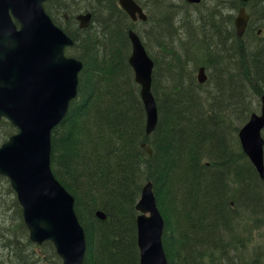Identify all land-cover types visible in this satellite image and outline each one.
Listing matches in <instances>:
<instances>
[{
  "label": "trees",
  "instance_id": "16d2710c",
  "mask_svg": "<svg viewBox=\"0 0 264 264\" xmlns=\"http://www.w3.org/2000/svg\"><path fill=\"white\" fill-rule=\"evenodd\" d=\"M136 1L146 7L142 0ZM153 1L161 4V13L154 17L149 12L150 29L142 28L140 33L154 62L151 90L158 120L150 134L145 133L146 114L140 88L128 63L131 44L127 32L137 27L138 22L128 17L117 0L44 3L52 20L73 38L74 44L66 53L83 62L77 95L66 116L51 131L50 151L51 170L72 195L75 214L84 230L83 264H139L135 204L147 181L152 182L157 207L164 217L162 243L169 264H195L197 252L214 244L221 230L231 232L230 242L236 243L239 226L250 230L256 224L264 225V184L256 197L260 207L253 215L262 216V220L241 217L237 214L239 208L231 206L223 194L213 193L214 183L203 169L215 167L212 158L205 154L210 147L216 161H222L231 152L234 169L246 164L243 172L255 171L237 150L238 130L264 95L258 77L250 78L247 71L258 66L264 68V36L256 32L251 35L249 43L255 54L250 58L244 56L246 51L241 46L245 36L261 27L255 17L256 0L247 3L209 0L201 2L202 6L183 0H173L171 4L169 0ZM251 3L249 27L238 37L233 27V11ZM81 12L92 14L86 28H80L75 18ZM144 35L153 42L147 44ZM149 46L156 47L158 55H152ZM203 52L209 58L208 62H202L209 70L205 68L207 80L213 76L218 86L222 83L221 89L224 78L245 70L242 77L251 95L240 111L218 112L208 102L203 108L202 101L207 96L200 93L202 85L195 78ZM177 66L185 71L183 79L163 78L168 68ZM10 128L9 122L0 121V143L10 135ZM143 142L151 147L152 155L141 148ZM235 152L239 156L238 165ZM232 164L233 160L228 165ZM240 177L235 183H241ZM0 181L13 192L4 176L0 175ZM13 203L19 232L2 219L0 212V264H60L51 242L37 245L29 240L16 197ZM98 210L105 214V219L96 216ZM243 211L240 208V214ZM263 261L262 254L255 253L252 259L240 256L226 264H263Z\"/></svg>",
  "mask_w": 264,
  "mask_h": 264
},
{
  "label": "water",
  "instance_id": "95a60500",
  "mask_svg": "<svg viewBox=\"0 0 264 264\" xmlns=\"http://www.w3.org/2000/svg\"><path fill=\"white\" fill-rule=\"evenodd\" d=\"M199 2L200 0H187ZM246 2L248 0H241ZM44 0H0V118L17 128L0 145V174L6 176L22 209L30 241H50L61 264H82L86 250L84 230L74 211V199L50 168L51 130L65 117L77 94L82 62L64 54L73 40L55 25L43 8ZM132 21L147 16L134 0H118ZM90 13L79 14L80 27L88 26ZM14 19L19 24L17 27ZM249 14L241 6L234 18L237 36L245 31ZM128 62L146 113L145 133L154 131L157 108L151 92L153 61L139 36L129 30ZM205 80L204 68L197 73ZM261 113H253L238 132L244 152L263 176L264 97ZM141 148L152 155L149 145ZM139 264H169L162 244L164 219L151 181L141 190L135 205ZM96 216L105 219L98 210Z\"/></svg>",
  "mask_w": 264,
  "mask_h": 264
},
{
  "label": "bare ground",
  "instance_id": "6f19581e",
  "mask_svg": "<svg viewBox=\"0 0 264 264\" xmlns=\"http://www.w3.org/2000/svg\"><path fill=\"white\" fill-rule=\"evenodd\" d=\"M208 1L201 0V2H205V3H207ZM258 1L259 0L255 1L254 9L260 19V22L264 23V18H261V17H264V4ZM117 4L119 7H121L118 1H117ZM142 4H144L148 9V16L145 20L147 27L144 29L149 30L150 24L149 22H147L148 17H149V12L154 17H157L158 15H160L161 4L156 3L153 0H146V2L145 0H142ZM166 4L168 3L166 2ZM169 4H171L170 0H169ZM198 5L202 6L203 3H199ZM178 17L182 21L180 16H176V18ZM172 28L173 29L176 28L175 24L172 25ZM234 44L235 43H233V45ZM241 46L243 49L245 48V51H246V53L244 54L245 57L250 58L252 54H255V48L253 46L251 47V44L249 42H246L244 40ZM208 61H209L208 55L206 54V52H203L202 58L199 61L201 63L197 65L196 67L197 71L195 74L197 83H199V85H202V88L200 89V93H202V95L207 96L202 101L203 108H205L204 106H207L205 102H208L209 107L216 108L218 112H223V110L230 111L231 109L240 111L243 108V105L250 101V95H251V90L246 88V82L243 80V77H242V72L245 70L242 69L241 70L242 72L235 73V74L229 75L228 77L224 78L225 79L224 88L221 89L220 87L222 83L218 86V82L213 76L209 79V82H208L207 80L208 73L205 75V80L203 82H200L198 80L197 73L200 67L204 69L206 68V70L209 72L206 65L202 64V62H208ZM247 71H248L250 78H254L256 76L258 77L261 88L264 90V68H261V66H258L256 67V69H247ZM162 76L163 78L168 79V80L178 81L185 77V71L178 66L172 67L171 69L168 68L163 73ZM134 80H135V77H134ZM151 82H152V76H151ZM253 113L257 114V112L255 111L251 112V114ZM157 120H158V112H157ZM244 124L245 123H243L240 126L239 131L242 129ZM262 129H264V126L262 127ZM238 142H239V146H240L242 153L245 155V157L249 161L248 164L255 171L242 174L243 168L245 167L246 164H242L240 168L234 169L235 160H234V155L231 152H229L222 161H216L214 159L212 148L210 147L205 149L206 151L205 154H207L209 157L212 158L215 164L214 165L215 167L214 168L204 167L203 169H204L206 176H208L209 179H211L214 183L213 193L223 194L224 195L223 197L230 203L231 206H236L239 208L237 211V214L241 215V217L242 216L244 217L252 216L253 218L258 219V221H261L262 216H259L257 214V217H255L253 215L256 212H258L257 207H260V203L258 202L256 197L261 192L263 184H264L262 182V178L264 177V170H263V176H260L259 172L255 168V165H253L249 156L244 152L239 137H238ZM236 155L237 154H235V158H236ZM232 160H233V164L228 165L229 162H231ZM263 161H264V157H263ZM239 162L240 161L236 158V164ZM203 163H207V161L204 160ZM241 174L243 175L242 179L240 177L241 183H235L236 179ZM244 202H248L250 204H245ZM240 208L244 209L243 213L241 214H240ZM239 215H237L238 220H240ZM231 216L233 218V214H231ZM228 217H229V214L227 215V218ZM254 229L255 228L252 227L250 228V230H248L247 227L245 228L244 226H239L237 229L236 238H238L239 241H241L242 236L245 235V233L252 232ZM220 233H221L220 237L214 241V244H208V246H205L203 248V252L198 251L199 248L201 249V246L196 248L195 252L198 251L197 252L198 256L195 258V264H226L231 261H236L237 258H239L240 256H246L245 245L230 242L231 232L227 230L226 231L221 230ZM249 240H251V237H249ZM261 249L263 252L262 257H264L263 247Z\"/></svg>",
  "mask_w": 264,
  "mask_h": 264
},
{
  "label": "rangeland",
  "instance_id": "374dc122",
  "mask_svg": "<svg viewBox=\"0 0 264 264\" xmlns=\"http://www.w3.org/2000/svg\"><path fill=\"white\" fill-rule=\"evenodd\" d=\"M206 1H208V0H206ZM145 2H146V0H145ZM171 2H172V0H171ZM182 2H185V1L183 0ZM182 2H180L178 4H182ZM258 2L264 4V0H259ZM252 4L253 3H251L250 5L247 6V10H250V6H252ZM254 4H255V2H254ZM146 10H147V8H146ZM173 11H174V9H173ZM236 13H237V9L233 11V19L236 16ZM255 17H258V15H256ZM261 18H264V17H261ZM258 19H259V17H258ZM259 22H260V19H259ZM145 24H142L141 22H138L137 23V27L134 28L139 36H140V33L143 31L142 28L144 29V28L147 27V24H146V26H145ZM261 27H263V28H261ZM261 27L260 28L259 27L254 28L252 32H250L247 36H245V41L246 42H250L251 39H252L251 35L254 32H256L258 29H262V36H264V23H261ZM143 38H144V41L146 43L150 44L151 42H153V40L151 38L147 37L146 35H144ZM196 39L200 40V37L197 36ZM149 49H150V52H151L152 55H158V50H157L156 47L150 46ZM259 110H260V105L256 108L255 112H259ZM10 125H11V128L9 129V134L16 133L17 132V128H15L14 125H12V124H10ZM263 137H264V131H263ZM7 138H8V136H7ZM237 152H239L240 154L242 153V151L240 149V146H239V150H237ZM235 154H236V152H235ZM236 158L238 159L237 155H236ZM243 173H245V172H243ZM242 174H241V179L243 177ZM0 183H1V185H0V206L1 205L3 206V207L0 208L2 219H5V220L9 221L8 223L13 224L14 230L19 232V230H16V228H18L19 226L14 222V220L18 216V214L16 212V207H15V205L13 203V198L15 197L14 192H9L6 184L3 183V181H0ZM2 201H4V203H2ZM17 235H19V233H17ZM263 236H264V225H263V227H261L260 225L256 224L255 229L252 232L245 233V235L242 236V240L241 241H239V239L235 237V242L237 244L245 245V247H246V251H245L246 257L252 259V256L255 253H260V254L263 253L262 249H261L262 247H263V251H264V244H263L264 243V237ZM249 237H251V240H249ZM35 252L36 251L33 250V253H35ZM37 252L38 253H42L40 251H37ZM8 264H10V263H8Z\"/></svg>",
  "mask_w": 264,
  "mask_h": 264
},
{
  "label": "flooded vegetation",
  "instance_id": "af4514ba",
  "mask_svg": "<svg viewBox=\"0 0 264 264\" xmlns=\"http://www.w3.org/2000/svg\"><path fill=\"white\" fill-rule=\"evenodd\" d=\"M249 2H250V1H249ZM200 3H201V2H200ZM196 4L198 5L199 3H195V5H196ZM258 32H260V30H257V31H256L257 34H258Z\"/></svg>",
  "mask_w": 264,
  "mask_h": 264
}]
</instances>
